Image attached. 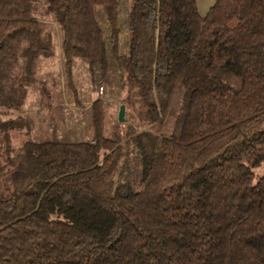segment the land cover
Instances as JSON below:
<instances>
[{
	"label": "trees",
	"instance_id": "1",
	"mask_svg": "<svg viewBox=\"0 0 264 264\" xmlns=\"http://www.w3.org/2000/svg\"><path fill=\"white\" fill-rule=\"evenodd\" d=\"M121 10L0 0V264H264V0H130L124 47ZM55 27L74 96L81 60L131 111L108 137L96 101L89 140L14 148Z\"/></svg>",
	"mask_w": 264,
	"mask_h": 264
},
{
	"label": "rangeland",
	"instance_id": "2",
	"mask_svg": "<svg viewBox=\"0 0 264 264\" xmlns=\"http://www.w3.org/2000/svg\"><path fill=\"white\" fill-rule=\"evenodd\" d=\"M130 0H121V43L125 46L127 38L126 19ZM101 22L108 30L103 18ZM56 28L55 56L41 58L36 64V82L27 92L22 110L14 115H21L28 122L29 134L23 131H12V144L18 148L27 139L42 141L89 140L93 137L92 106L96 101L102 103L105 135L112 137L119 131L118 126L126 122L127 111L124 99L127 89L121 75L115 70L109 74L108 81H102L101 73H92L88 65L75 60L73 64V83L76 97L68 89L64 75L63 58L60 48V32ZM124 51V48L122 52ZM125 106V122H119L120 107ZM130 109V110H129ZM3 144L0 134V163L4 162ZM255 181L264 176V163L254 169Z\"/></svg>",
	"mask_w": 264,
	"mask_h": 264
},
{
	"label": "crops",
	"instance_id": "3",
	"mask_svg": "<svg viewBox=\"0 0 264 264\" xmlns=\"http://www.w3.org/2000/svg\"><path fill=\"white\" fill-rule=\"evenodd\" d=\"M215 0H198L200 14L205 16L213 6Z\"/></svg>",
	"mask_w": 264,
	"mask_h": 264
},
{
	"label": "water",
	"instance_id": "4",
	"mask_svg": "<svg viewBox=\"0 0 264 264\" xmlns=\"http://www.w3.org/2000/svg\"><path fill=\"white\" fill-rule=\"evenodd\" d=\"M125 106L124 105H122L121 107H120V113H119V122L120 123H124L125 122Z\"/></svg>",
	"mask_w": 264,
	"mask_h": 264
}]
</instances>
